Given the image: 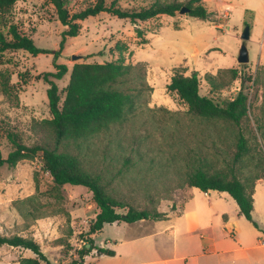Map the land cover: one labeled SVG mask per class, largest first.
Returning <instances> with one entry per match:
<instances>
[{
    "label": "rangeland",
    "instance_id": "374dc122",
    "mask_svg": "<svg viewBox=\"0 0 264 264\" xmlns=\"http://www.w3.org/2000/svg\"><path fill=\"white\" fill-rule=\"evenodd\" d=\"M154 1L119 0L118 4L139 8ZM159 1L184 6L190 0ZM94 2L68 0L67 5L75 12ZM202 3L209 10L205 20L180 10L137 22L108 12L90 16L80 21L78 35L67 36L57 59L55 52L67 27L50 0H17L10 11L0 10L4 33L16 24L38 47L50 51L0 53L4 158L13 148L8 133L28 146L55 147L47 124L52 117L47 95L51 83L44 75L57 70L55 62L69 68L61 79L49 76L62 93L76 62L124 59L132 66L129 78L144 81L142 91L135 93V106L123 120L59 148L77 152L81 169L102 177L107 194L121 205L118 211L157 208L167 217L105 224L91 236L96 248L82 264H240L238 253L221 260L222 254H216L204 238L212 232L229 246L234 241L243 246L259 244L257 233L264 238V176L257 180L254 193L253 219L258 226L240 213L229 193L209 190V196L187 184L188 174L199 166L209 172L227 170L241 132L248 152L237 163L239 176L250 186L253 175L264 169V0ZM247 25L250 60L240 63ZM177 72H197L201 94L220 102L233 100L239 88L248 91V115L240 125L201 117L167 89ZM97 212L88 187L67 183L54 188L41 155L0 168V234L33 237L52 264L80 259L78 250L87 243L86 232ZM100 247L114 254H100ZM35 256L30 249L0 246V264H20L22 257Z\"/></svg>",
    "mask_w": 264,
    "mask_h": 264
},
{
    "label": "trees",
    "instance_id": "16d2710c",
    "mask_svg": "<svg viewBox=\"0 0 264 264\" xmlns=\"http://www.w3.org/2000/svg\"><path fill=\"white\" fill-rule=\"evenodd\" d=\"M17 0H0V10L8 12ZM57 12L58 19L67 28L63 31L64 38L60 48L55 52V59L64 49L67 36L79 34L80 21L101 12H108L120 18L130 19L132 22L143 21L160 15H175L182 7L187 6L188 14L193 17L207 19L209 10L202 3L203 0H190L184 6L174 2H161L155 0L150 5L139 8H125L118 4L119 0H96L79 11H71L67 5L68 0H50ZM7 50H25L33 55L50 52L40 48L34 40L22 32L18 25L11 24L7 33L0 29V53ZM56 71L44 73L51 86L47 90L49 107L52 117L47 120L55 139V147L41 145H26L15 133H8V138L13 145L7 158H4L0 147V168L8 163L16 165L25 158L42 156L43 168L51 175L54 188H60L67 183L83 185L93 193L98 212L86 232L87 243L78 250L80 259H75L69 264H82L85 257L96 248L93 237L105 224L118 221L134 223L145 219L160 220L167 217L165 212L151 208L136 209L128 207L125 212L118 211L121 205L107 194L106 185L100 175H92L81 169V160L77 152L70 151L67 147L60 150L59 146L70 141H78L94 134L111 124L123 120L126 113L135 106V96L143 89L142 79L134 81L129 75L132 66L125 63L124 59L107 62H76L70 72V79L63 93L58 84L49 79V76L61 79L69 71L65 64L55 62ZM167 89L175 92L189 105L190 110L209 120L223 119L237 125L248 115V91L239 88L233 100L220 102L214 97L203 95L200 92V77L197 72L191 75L175 73L167 84ZM138 92L137 94H135ZM236 152L234 153L228 169L225 171L209 172L202 166L195 168L187 176V184L200 188L202 191L218 190L228 192L237 202L240 213L248 220L258 223L253 219L254 193L256 182L264 176V169L253 175L249 186L242 179L237 170V163L243 161L248 152L247 138L239 134ZM84 233L81 235L83 236ZM87 244H90L89 246ZM9 245L30 249L35 257H22L20 264H52L42 250L38 241L33 237L20 234H0V246ZM97 252L114 254L110 248H97Z\"/></svg>",
    "mask_w": 264,
    "mask_h": 264
},
{
    "label": "crops",
    "instance_id": "0c3cea01",
    "mask_svg": "<svg viewBox=\"0 0 264 264\" xmlns=\"http://www.w3.org/2000/svg\"><path fill=\"white\" fill-rule=\"evenodd\" d=\"M205 194L210 196L208 191L205 192ZM256 237V242L258 241L259 244L257 243L250 246H243L240 241H234L232 245L229 246V243L225 241L224 238H222L220 235L216 236V234L212 232L209 237L204 238V241L208 246H212V249L216 254H222L221 260H226L229 255L238 253L243 261L240 264H264V243H262V239L264 238L260 236L259 233H257ZM255 249H259V251L254 252ZM237 260L238 258L235 257L234 261Z\"/></svg>",
    "mask_w": 264,
    "mask_h": 264
},
{
    "label": "water",
    "instance_id": "95a60500",
    "mask_svg": "<svg viewBox=\"0 0 264 264\" xmlns=\"http://www.w3.org/2000/svg\"><path fill=\"white\" fill-rule=\"evenodd\" d=\"M189 10L190 9L187 6H184V7L181 8L180 12L181 13H186ZM250 35H251V29H250V26L247 25L244 28L243 33H242V38L244 39V42H243V44H242V46L240 48L239 56H238V61L240 63H247L250 60L248 47L246 45V40H248L250 38ZM74 58L76 59L77 56H74ZM88 245H90V244H88Z\"/></svg>",
    "mask_w": 264,
    "mask_h": 264
},
{
    "label": "built area",
    "instance_id": "2783aa9c",
    "mask_svg": "<svg viewBox=\"0 0 264 264\" xmlns=\"http://www.w3.org/2000/svg\"><path fill=\"white\" fill-rule=\"evenodd\" d=\"M262 243H264V239H262Z\"/></svg>",
    "mask_w": 264,
    "mask_h": 264
}]
</instances>
